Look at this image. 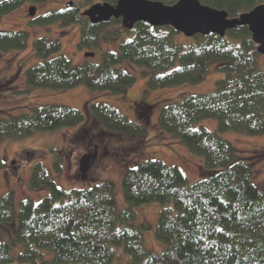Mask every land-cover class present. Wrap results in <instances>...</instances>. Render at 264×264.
Here are the masks:
<instances>
[{
    "label": "trees",
    "instance_id": "16d2710c",
    "mask_svg": "<svg viewBox=\"0 0 264 264\" xmlns=\"http://www.w3.org/2000/svg\"><path fill=\"white\" fill-rule=\"evenodd\" d=\"M153 1L173 5L179 0ZM200 1L226 10L230 17L264 4V0ZM20 2H0V23ZM78 18V10L68 8L41 20L68 26ZM109 23L94 25L87 18L78 47L98 46ZM124 28L134 35L123 40L118 51L102 53L100 62L87 59L75 66L61 54L60 41L37 38L32 46L37 62L25 72V91H63L83 85L121 94L137 80L128 66L145 69L149 89H165L201 83L213 64H221L225 76L217 81L214 92L183 95L168 102L158 116L159 128L202 157L210 175L190 183L178 166L157 158L144 160L124 172L128 207L119 212L113 182L65 190L37 161L28 183L32 190L46 191L39 201L17 202L14 191L0 195V228L8 233L0 239V264H113L115 247L130 255L133 264H264V191L253 182L251 162L221 135L228 131L264 134V69L251 32L242 26L225 37L199 34L185 45L175 40L182 33L170 26L139 22L132 29ZM29 42L27 31L0 28V53L25 50ZM89 109L106 132L129 137L146 133L144 126L106 103H91ZM84 119L81 110L56 103L32 106L31 111L13 116L0 113V143L75 126ZM205 119L216 120V129L200 125ZM5 167L0 161V169ZM54 172H62L60 157L55 158ZM150 203L162 205L155 231L165 246L162 254L147 250L142 234L125 227L135 219L136 208ZM19 246L24 248L15 256Z\"/></svg>",
    "mask_w": 264,
    "mask_h": 264
},
{
    "label": "rangeland",
    "instance_id": "374dc122",
    "mask_svg": "<svg viewBox=\"0 0 264 264\" xmlns=\"http://www.w3.org/2000/svg\"><path fill=\"white\" fill-rule=\"evenodd\" d=\"M68 2H73V5L67 6ZM88 2L101 3L103 0L47 2L21 0L18 8L2 18L1 29L27 31L30 34V42L25 50L0 53V113L13 116L31 111L32 106L56 103L81 110L85 114V119L75 126L39 133L23 140L0 143V161L6 165L5 168L0 169V195L14 191L17 202L26 198L39 201L46 191L32 190L28 183L32 166L39 161L65 190L90 187L102 181L113 182L117 209L122 212L128 207L123 191L124 172L144 160L157 158L168 165L178 166L190 183L210 175L202 157L191 152L187 146L159 128L158 116L168 102L180 100L183 95L214 92L217 81L225 74L220 69L221 64H213L201 83H186L151 90L146 84L148 74L145 69L128 66L137 76V80L121 94L93 91L83 85L63 91L39 88L26 92L25 72L37 62L32 48L37 38L46 36L60 41L61 54L68 57L75 66L87 59L100 62L102 53L118 51L123 40L133 37L134 33L126 32L119 19L102 29L98 46L80 49L78 43L81 27L87 19H84L82 14L90 8ZM31 7H36L34 16H31ZM68 8L78 10V22L65 26L61 22L46 23L41 20L44 15ZM112 33L117 35L111 36ZM191 38L182 33L178 34L175 40L180 44L190 45L193 42ZM88 52L95 53V57H85ZM258 63L264 69V55L258 57ZM100 102L116 108L131 121L144 126L145 135L129 137L106 132L89 112L91 103ZM200 125L215 130L217 121L205 119ZM221 135L251 162L254 172L253 182L264 191V134L251 136L242 132L228 131ZM57 157L62 160V172L58 175L54 172V161ZM161 209L162 205L158 203L142 205L135 209V219L125 225L127 228L138 230L142 234L144 247L157 254H162L165 248L155 236ZM7 234L6 229L0 228V239L6 238ZM23 248V246L16 248L13 251L15 256ZM114 255L113 264H133L131 256L120 247L114 248Z\"/></svg>",
    "mask_w": 264,
    "mask_h": 264
},
{
    "label": "water",
    "instance_id": "95a60500",
    "mask_svg": "<svg viewBox=\"0 0 264 264\" xmlns=\"http://www.w3.org/2000/svg\"><path fill=\"white\" fill-rule=\"evenodd\" d=\"M72 5L73 2L67 3L69 7ZM30 13L34 16L36 7H31ZM83 15L94 25L120 19L129 29L139 22L154 27L170 26L189 38L199 34L225 37L228 31L247 26L258 45V52L264 55V4L230 17L226 10L203 4L200 0H179L173 5L153 0H118L116 4L95 3ZM85 57L93 58L95 53L88 52Z\"/></svg>",
    "mask_w": 264,
    "mask_h": 264
},
{
    "label": "flooded vegetation",
    "instance_id": "af4514ba",
    "mask_svg": "<svg viewBox=\"0 0 264 264\" xmlns=\"http://www.w3.org/2000/svg\"><path fill=\"white\" fill-rule=\"evenodd\" d=\"M101 3H102V2H101ZM81 14H82V13H81ZM82 16L85 17V18H88L87 16H84L83 14H82Z\"/></svg>",
    "mask_w": 264,
    "mask_h": 264
}]
</instances>
